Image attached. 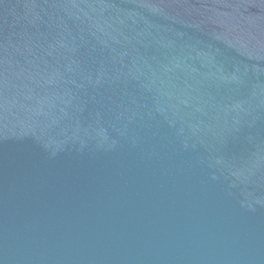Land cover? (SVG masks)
Listing matches in <instances>:
<instances>
[{
  "label": "water",
  "instance_id": "water-1",
  "mask_svg": "<svg viewBox=\"0 0 264 264\" xmlns=\"http://www.w3.org/2000/svg\"><path fill=\"white\" fill-rule=\"evenodd\" d=\"M0 264H264V0H0Z\"/></svg>",
  "mask_w": 264,
  "mask_h": 264
}]
</instances>
